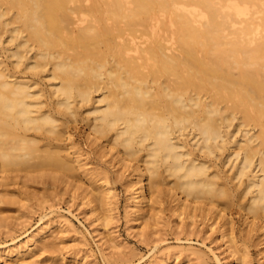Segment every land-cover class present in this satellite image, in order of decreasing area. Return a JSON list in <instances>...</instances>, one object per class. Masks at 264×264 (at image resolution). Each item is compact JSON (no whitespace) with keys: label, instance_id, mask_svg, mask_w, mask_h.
<instances>
[{"label":"bare ground","instance_id":"1","mask_svg":"<svg viewBox=\"0 0 264 264\" xmlns=\"http://www.w3.org/2000/svg\"><path fill=\"white\" fill-rule=\"evenodd\" d=\"M1 47L0 185L40 170L79 188L69 122L81 109L91 152L130 169L138 225L166 185L177 216H213L223 236L236 203L264 234V0H0ZM97 174L81 197L105 224L110 186L97 181L110 176ZM55 232L38 229L16 253L56 254Z\"/></svg>","mask_w":264,"mask_h":264},{"label":"rangeland","instance_id":"2","mask_svg":"<svg viewBox=\"0 0 264 264\" xmlns=\"http://www.w3.org/2000/svg\"><path fill=\"white\" fill-rule=\"evenodd\" d=\"M7 53L8 49L0 48V57L7 59ZM41 84L48 94L46 80ZM86 114L79 109L77 119L69 122L81 153L82 166L72 175L79 188L41 176L40 170L11 172L7 183L0 185V264H21L24 257L39 264H264V234L247 223L236 203L228 207L222 236V226L213 223V216L202 217L199 210L192 217L177 216L172 210L177 200L163 185V199L155 217H150L146 226L138 225L132 219L124 186L130 169L119 168L117 163L111 166L109 155L91 152L85 137ZM100 172L110 176L109 184L103 178L97 181L102 188L110 186L107 204L101 209L107 213L105 224L81 197L88 177L96 178ZM47 225L56 229L52 238L56 254L37 250L31 257H21L16 253L32 234ZM229 231L245 251L243 263L231 252Z\"/></svg>","mask_w":264,"mask_h":264}]
</instances>
